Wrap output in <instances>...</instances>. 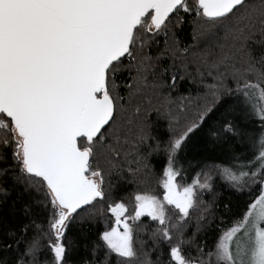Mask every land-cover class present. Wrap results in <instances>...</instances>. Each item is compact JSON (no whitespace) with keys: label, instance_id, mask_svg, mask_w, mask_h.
Here are the masks:
<instances>
[{"label":"snow or ice","instance_id":"snow-or-ice-1","mask_svg":"<svg viewBox=\"0 0 264 264\" xmlns=\"http://www.w3.org/2000/svg\"><path fill=\"white\" fill-rule=\"evenodd\" d=\"M226 97L264 128V0H0V205L24 201L0 264H264V135L191 182L181 163Z\"/></svg>","mask_w":264,"mask_h":264},{"label":"trees","instance_id":"trees-1","mask_svg":"<svg viewBox=\"0 0 264 264\" xmlns=\"http://www.w3.org/2000/svg\"><path fill=\"white\" fill-rule=\"evenodd\" d=\"M182 39L190 40V36L184 33ZM197 84L185 80L181 82L179 92L183 96L195 97L198 92ZM227 104L224 106H217V109L210 114L209 118L202 127V130H198V135L193 138V147L189 150L187 156L182 157L181 163L185 168V176L187 182H191L192 178L196 176V173L201 169L207 170L205 165L211 167L213 164L227 163L233 155L239 156L241 159H245L251 156L252 150V137H255L257 143L261 135H264V128L261 127V122L255 116L249 115L248 112L240 105L235 97H226ZM223 103V102H222ZM155 104V101H154ZM228 105H235V111L225 113V107ZM227 118L232 120L241 132L239 136L229 137L226 141L216 142L214 138L209 136V130L213 127H218L223 120ZM161 125L163 121L160 122ZM160 135L163 137L165 133L163 129L160 130ZM163 157H153V164L159 172ZM203 177H201V180ZM151 187L159 191L155 182H152ZM214 187L222 193L220 196V202H235L237 200H246L247 193L236 194L227 188L225 183L221 180L219 175L214 176ZM203 199L209 201L212 199V193L206 191L203 193ZM15 202V212H13V203ZM23 200L17 199L16 192H12L7 202L0 205V235H2L4 227H11L18 225L23 219L21 215V205ZM70 235L79 236V229L74 228ZM209 243H211V233H209ZM83 248L73 253L74 261L85 256Z\"/></svg>","mask_w":264,"mask_h":264},{"label":"rangeland","instance_id":"rangeland-1","mask_svg":"<svg viewBox=\"0 0 264 264\" xmlns=\"http://www.w3.org/2000/svg\"><path fill=\"white\" fill-rule=\"evenodd\" d=\"M202 180H203V179H202ZM205 192H206V191H205ZM205 192H204V193H205Z\"/></svg>","mask_w":264,"mask_h":264}]
</instances>
